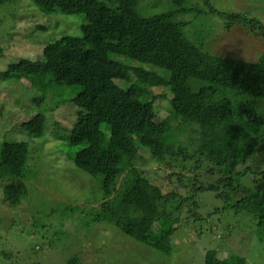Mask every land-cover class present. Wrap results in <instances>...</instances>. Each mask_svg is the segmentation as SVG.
<instances>
[{
	"label": "trees",
	"instance_id": "obj_1",
	"mask_svg": "<svg viewBox=\"0 0 264 264\" xmlns=\"http://www.w3.org/2000/svg\"><path fill=\"white\" fill-rule=\"evenodd\" d=\"M171 1L175 11L142 16L138 0H31L32 10L44 16L83 14L82 35H52L41 45L40 56L0 66V78L21 84L23 78L53 75L63 87H80L71 99L78 106L77 120L64 139L69 150L76 147L68 156L78 168L102 176L97 221L158 246L185 222L175 211L186 204L198 207L197 196L213 191L236 213H250L264 241V169H255L259 163L264 166L259 105L264 101V52L251 62L203 50L176 20L188 11V0ZM205 1L208 12L226 20L227 29L243 24L264 38V24L257 18L221 11ZM0 31L15 32L10 27ZM5 51L0 46V59ZM133 77L137 81L128 88L119 85ZM160 89L169 90L170 96L157 93ZM160 99L170 104L166 117L159 113ZM49 117L39 110L21 121L17 128L27 139L2 133L0 182L3 201L10 206L20 205L26 196L31 147L38 138L53 136L58 125ZM141 149L160 161L176 157L192 162L188 174L185 167L172 164L163 182L155 181L137 165ZM247 177L251 184L244 182ZM2 254L7 260L16 256L11 250ZM64 264L85 263L75 255ZM225 264H247V259L233 254Z\"/></svg>",
	"mask_w": 264,
	"mask_h": 264
},
{
	"label": "rangeland",
	"instance_id": "obj_2",
	"mask_svg": "<svg viewBox=\"0 0 264 264\" xmlns=\"http://www.w3.org/2000/svg\"><path fill=\"white\" fill-rule=\"evenodd\" d=\"M210 3L221 11L240 12L264 24V0ZM137 7L142 16L177 8L171 0H138ZM185 7L188 11L177 14L176 20L185 24L188 38L203 50L251 62L264 52L261 35L243 24L227 29L224 18L208 12L205 0H188ZM33 8L31 0H0V29L10 27L15 31L0 34V46L6 49L0 66L6 68L19 57L40 56L41 45L52 35H82L81 25L86 22L83 14L44 16ZM39 24L47 29L42 32ZM20 81L21 84L0 78V139L5 131L10 132V139H27L17 125L39 110L49 112L52 125L54 121L58 123L53 136L63 138H56L57 143L53 136L44 135L33 144L34 149L31 147L27 191L20 205L10 206L3 201L5 191L3 181L0 182V264H64L75 255L85 264H225V259L233 254L246 257L247 264H264V241L256 220L248 212L236 213L228 208L213 191L197 196L198 207L186 204L183 210L175 211V216L185 222L158 246L138 241L113 223L97 221L94 214L103 200L102 176L78 168L68 156L76 147L69 150L64 139L77 120L78 106L71 99L80 87H63L53 75H34ZM136 81L133 77V81H120L119 85L128 88ZM163 91L170 96L167 89L156 90ZM259 105L264 114V101L260 100ZM158 109L162 117L169 114L167 99H160ZM184 142L189 146L187 140ZM261 158L264 160V155ZM182 160L168 157L160 161L141 149L137 165L159 182L173 171V165L185 167L188 174L192 162ZM255 163L252 161V165ZM255 169L264 166L259 163ZM244 182L251 184L249 177ZM4 250L15 252V258L4 259Z\"/></svg>",
	"mask_w": 264,
	"mask_h": 264
}]
</instances>
